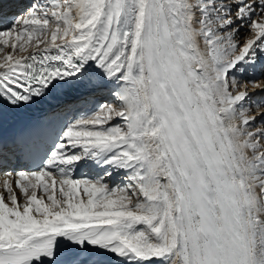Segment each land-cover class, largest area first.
<instances>
[{"label":"snow or ice","instance_id":"6c2138e0","mask_svg":"<svg viewBox=\"0 0 264 264\" xmlns=\"http://www.w3.org/2000/svg\"><path fill=\"white\" fill-rule=\"evenodd\" d=\"M6 2L0 264H264V0Z\"/></svg>","mask_w":264,"mask_h":264},{"label":"bare ground","instance_id":"6f19581e","mask_svg":"<svg viewBox=\"0 0 264 264\" xmlns=\"http://www.w3.org/2000/svg\"><path fill=\"white\" fill-rule=\"evenodd\" d=\"M241 34L243 35V30L241 32ZM34 49L33 48H30L29 49V52L33 51ZM28 53H23V55H27ZM253 90V89H252ZM254 92V99L256 100L260 94H259V89H256L253 91ZM252 93V92H251ZM261 97V96H260ZM261 100V99H260ZM103 101H105L106 103H113V104H118L119 102L112 96H108L107 93H103V94H100V96L98 97V102L99 103H104ZM15 187V185H14ZM0 191H3L2 188H0Z\"/></svg>","mask_w":264,"mask_h":264},{"label":"rangeland","instance_id":"374dc122","mask_svg":"<svg viewBox=\"0 0 264 264\" xmlns=\"http://www.w3.org/2000/svg\"><path fill=\"white\" fill-rule=\"evenodd\" d=\"M11 4H12V3H11ZM257 75L259 76L260 79L264 80V74H259V73H258ZM252 89H253V90H252ZM248 90H249L250 92H252V94H253V99H254V92H253V91L256 90V88H253L251 85H249V86H248ZM259 94H260L261 97L259 96L256 100H260V99L262 100V99H264L263 96H262L263 93H262L260 90H259Z\"/></svg>","mask_w":264,"mask_h":264}]
</instances>
